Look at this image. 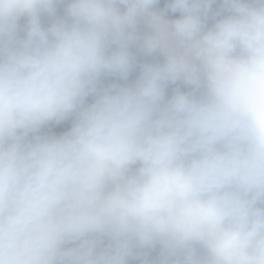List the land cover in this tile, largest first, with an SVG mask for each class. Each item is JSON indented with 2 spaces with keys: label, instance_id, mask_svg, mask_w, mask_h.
Masks as SVG:
<instances>
[{
  "label": "clouds",
  "instance_id": "obj_1",
  "mask_svg": "<svg viewBox=\"0 0 264 264\" xmlns=\"http://www.w3.org/2000/svg\"><path fill=\"white\" fill-rule=\"evenodd\" d=\"M158 5L0 0V264H264V0Z\"/></svg>",
  "mask_w": 264,
  "mask_h": 264
},
{
  "label": "rangeland",
  "instance_id": "obj_2",
  "mask_svg": "<svg viewBox=\"0 0 264 264\" xmlns=\"http://www.w3.org/2000/svg\"><path fill=\"white\" fill-rule=\"evenodd\" d=\"M66 2H67V0H65V3ZM164 6L165 5L163 4V2L159 1L158 7L162 9V8H164ZM58 15H60V16L63 15V5H61L59 7ZM168 16H169V18H178L179 13L178 12L177 13L169 12ZM43 22H44L45 26H48V24L51 22V20H50V18L45 17L43 19ZM21 23H23V21ZM209 23H211V21H209ZM142 30H143V26H142ZM133 52L137 55L138 63H137L136 68L130 74L127 83H133L136 80V78L138 77V75H139V64L140 63L151 62V58H154V62H156L157 60H160L162 58L161 56H159V54H155L153 57H145L142 54L137 53L135 48H133ZM113 82H118V83H121V84L125 83V81L118 80L116 77L108 76V77L102 78L101 86H107V85H109V84H111ZM182 88H183V86H182ZM183 90H187V89L183 88ZM171 91H172V87L170 85L169 88H168V94L169 95H171ZM90 100H91V98H89V101ZM70 126H71V121L69 120V121H66V122H64V123H62L60 125H53L50 128H46V129H44V131L45 132H54L56 134H60L61 132L66 131Z\"/></svg>",
  "mask_w": 264,
  "mask_h": 264
},
{
  "label": "built area",
  "instance_id": "obj_3",
  "mask_svg": "<svg viewBox=\"0 0 264 264\" xmlns=\"http://www.w3.org/2000/svg\"><path fill=\"white\" fill-rule=\"evenodd\" d=\"M167 2H168V0H164L163 4L165 5ZM218 4H219V0H217V5H214V7H218ZM162 60H163V57L159 61L162 62ZM151 62H154V58H151ZM171 87L174 88L175 85H171ZM182 90H183V88H182Z\"/></svg>",
  "mask_w": 264,
  "mask_h": 264
},
{
  "label": "trees",
  "instance_id": "obj_4",
  "mask_svg": "<svg viewBox=\"0 0 264 264\" xmlns=\"http://www.w3.org/2000/svg\"><path fill=\"white\" fill-rule=\"evenodd\" d=\"M160 2H163V0H159Z\"/></svg>",
  "mask_w": 264,
  "mask_h": 264
}]
</instances>
